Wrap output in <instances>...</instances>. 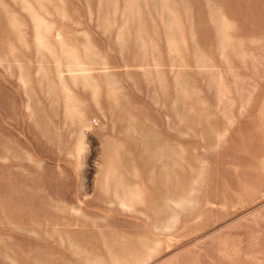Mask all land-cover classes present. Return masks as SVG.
Listing matches in <instances>:
<instances>
[{"label":"rangeland","instance_id":"obj_1","mask_svg":"<svg viewBox=\"0 0 264 264\" xmlns=\"http://www.w3.org/2000/svg\"><path fill=\"white\" fill-rule=\"evenodd\" d=\"M0 264H264V0H0Z\"/></svg>","mask_w":264,"mask_h":264}]
</instances>
